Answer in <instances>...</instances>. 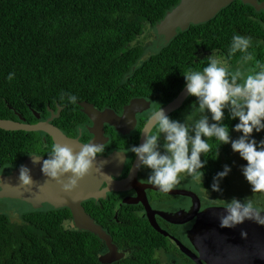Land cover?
<instances>
[{
    "label": "trees",
    "instance_id": "16d2710c",
    "mask_svg": "<svg viewBox=\"0 0 264 264\" xmlns=\"http://www.w3.org/2000/svg\"><path fill=\"white\" fill-rule=\"evenodd\" d=\"M179 1L0 0V118L17 120L19 113L26 122L35 123L38 119L32 108L44 119L49 107L64 108L57 120L82 115L78 103L65 101L60 105L61 92L76 94L79 101L100 109L121 108L134 96H154V90L156 93L162 87L160 77L169 84L159 95L164 104L174 97L169 95L170 89L178 92L185 86L183 73L190 68L202 70L213 50L235 70L243 53L229 57L228 49L238 26L249 31L256 28L257 38L249 51L256 61L264 63V24L245 26L243 19L244 13L259 16L264 11H255L242 2H233L211 20L181 30L142 61L148 56L142 37L149 30L158 35L156 24ZM256 61L245 65V71L259 70ZM10 72L16 74L12 81L6 79ZM195 99L190 96L187 105ZM238 122L225 120L230 127ZM42 136L41 132L0 128L1 167L38 150L43 145ZM254 136L258 141L264 139V131ZM209 143L212 151L205 157L208 164L203 185L211 190L213 177L223 170L222 162L231 145L219 148L215 139ZM91 207L97 222L111 227L114 241L135 249L116 264H156L154 250L165 244V237L148 221L136 218L112 226L108 209L104 216L100 205ZM72 220L67 208L27 211L21 224L0 212V264H104L99 257L102 239L93 232L78 230Z\"/></svg>",
    "mask_w": 264,
    "mask_h": 264
},
{
    "label": "clouds",
    "instance_id": "9594fccd",
    "mask_svg": "<svg viewBox=\"0 0 264 264\" xmlns=\"http://www.w3.org/2000/svg\"><path fill=\"white\" fill-rule=\"evenodd\" d=\"M252 45L251 36L235 33L231 37L228 56L243 53L235 70L227 59L213 50L202 70L190 68L183 73L188 95L196 98L190 114L181 121L170 117L163 107L150 112L148 125L143 131V143L119 152L125 158L128 153L134 154L137 171L149 170L147 183L168 192L187 177L203 182L208 164L205 157L212 151L209 141L215 139L219 148L230 144L232 151L247 162L241 166V172L252 193H264V139L258 141L254 136V133L264 131V63L256 61L254 53L249 51ZM252 61H256L259 70L246 72L244 66ZM15 75L10 72L6 79L12 81ZM79 99L76 94L61 92L60 105L63 106L65 101L76 105ZM226 119H238L239 122L230 127L225 123ZM78 128L83 130L85 125L79 124ZM233 131L240 135L233 138ZM81 145L80 150L75 151L67 144H54L47 159L32 154L33 164H41L46 178L57 181L64 192L71 193L91 174L97 157L105 151L104 143L92 141ZM219 148L215 159L219 157ZM103 167L100 165L96 171L112 180ZM231 171L232 167L225 164L223 170L213 177L211 190L222 193L221 182ZM109 179L104 182L109 183ZM19 180L23 186L31 187L34 183L31 169L22 165ZM204 201L207 209H224L219 217L222 228H235L246 220L264 226V200L248 196L243 199L233 197L229 201L205 195ZM242 236L246 237L247 233L242 232Z\"/></svg>",
    "mask_w": 264,
    "mask_h": 264
},
{
    "label": "flooded vegetation",
    "instance_id": "af4514ba",
    "mask_svg": "<svg viewBox=\"0 0 264 264\" xmlns=\"http://www.w3.org/2000/svg\"><path fill=\"white\" fill-rule=\"evenodd\" d=\"M234 2H242L244 5H250L245 4L242 0H234ZM257 2L261 4L264 3V0H257ZM250 6L255 11H264L257 10L253 5ZM248 10L250 9L245 8V11ZM237 19H239V17H237L236 20ZM243 19L245 26L246 24L250 26L264 24V15L262 14L257 16L253 13H244ZM180 31L181 30L178 29L177 34ZM250 31L248 28L240 29L238 26L237 32L256 39V28ZM146 40H151L153 44L145 48L144 52L148 56L142 57V61L160 50L159 48L162 46L163 41H165V43L167 42L164 35H154V37L148 36ZM257 61L260 60L258 59ZM173 78H175L174 75ZM160 81L162 87L156 91L157 94L154 90V96L151 97L134 96L128 101V103L122 105L121 108L107 106L100 109L91 102L79 101L78 104L81 102L90 103L93 104L99 112H106V118H102L100 120L98 119L97 122H94L93 119L85 113V107H82L80 104L79 109L83 113L82 115L78 114L75 119L66 121L57 120L60 117L59 116L55 117L50 122L54 126L58 127L68 137L78 139L82 143L91 142L96 137V133H94L93 129L98 126L102 135L101 142L105 144V151L99 157L114 158L113 165L104 169V171L107 169L106 174L112 176V182L124 180L128 177L134 178L133 183L121 191L113 190L105 192V187H109V185L107 182L105 183L103 181L100 188L102 192L98 199L91 198L82 202L86 212L95 220L96 223L100 224L111 237V245L107 244L106 241L102 239L103 246L99 257H103L102 260H100L104 264H116L125 259L128 255H131L135 249L133 250V247L130 244L122 245L119 242L114 241L111 236V227L97 222L96 218L89 211L92 208V205H100L102 208H99V210L104 216L107 214V209L109 210L111 216L108 219V222L109 225L112 226H114V224L123 225L125 223H129L131 222L130 220L136 218H141L144 220V223L145 221H148L151 225L149 216L154 217L158 226L161 228L160 230H163L165 234L154 229L152 225L151 227L165 237L166 241H164L165 244L163 246L157 247L154 250V260L156 261V264H177L178 261L180 264H224L226 259L222 258L227 256V253L224 250H220L219 252L209 251L210 246L218 242L219 230H222L223 228L221 229L220 226V215L216 214V212L210 213V209H207L204 201L205 194L197 192L192 187L190 182L187 185V182L184 179L181 181L179 186L173 188L185 190L184 194H176L173 191L171 193L162 192L157 186L147 183L146 179L149 170H136V161L133 153H128L127 158H125L123 154L119 153L128 146L140 144L143 128L148 122L149 113L155 109L158 110L160 107L166 106L175 97H177L181 90L185 87L184 86L178 92L176 89H170L169 95H173L174 97L162 104L163 100L159 99V95L162 92H166L169 84L166 83L162 77H160ZM133 100H135V102L132 105ZM188 100L189 98L186 99L184 104L178 110H175L169 114V116H179L182 114L183 110L186 109ZM133 108H135L134 116L131 114ZM57 109H54V111L57 112ZM63 109L64 108L62 107V111ZM50 116L51 113L49 111V114L41 120L46 121ZM111 118H116L121 122V130L109 122V119ZM79 124H84L85 128L83 130L79 129ZM152 131H155V129ZM41 133H43V145L39 146L40 148L38 150L23 157L17 163L9 164L6 167H1L0 165V173L10 174L11 171L18 169L22 165L25 158L32 156V154L42 156L47 159V153L51 150L55 143L49 134L44 132ZM44 138H46V140ZM183 183H185L186 186H184ZM209 192H212V190H209ZM102 194H105V196H102ZM206 195H208V193H206ZM15 199L27 203L30 206L27 211L60 210L63 208L69 209L68 207H55L48 202L44 203L40 208H35L29 202L18 198ZM71 224L77 228L73 220ZM245 224L248 225L247 228H253L256 235H252L250 237V235L246 232L247 236H242V232L245 231L243 230V227L240 226L237 227V230L235 231L239 235L238 237L245 240V243L250 244L251 242L253 244L254 242L256 250L257 247H259V250L264 249L262 245V243H264V226L258 225L253 221H246ZM258 233H261L262 236L257 237ZM258 239L260 243H258ZM231 254L235 255L233 251H231ZM261 256H264L263 252ZM230 260L234 263L236 258H230Z\"/></svg>",
    "mask_w": 264,
    "mask_h": 264
},
{
    "label": "water",
    "instance_id": "95a60500",
    "mask_svg": "<svg viewBox=\"0 0 264 264\" xmlns=\"http://www.w3.org/2000/svg\"><path fill=\"white\" fill-rule=\"evenodd\" d=\"M242 1L245 4L253 5L257 10H264V3L259 4L257 0ZM232 2H234V0H180L179 3L173 9L168 11L165 17L158 24H156L158 35H164L165 40L169 42L176 36L178 29L185 31L191 24L197 25L205 23L215 17L220 10ZM189 97L190 96L184 87L179 95L164 106L163 109L169 115L175 110H178ZM134 102L135 100L132 101V105ZM79 104L82 107H85V113H87L94 122H97L98 119L100 120L102 118H106V112H99L93 104L86 102H81ZM134 110L135 108L132 109V116H134ZM49 111L51 116L48 120L44 121L41 120V114L32 108L34 116L39 120L36 123L26 122V119L19 113L17 120L0 118V128L9 131L24 130L27 132H44L53 138L55 144H67L75 151H79L82 147L81 144L83 143L78 139L68 137L58 127L54 126L50 122L55 117H59L61 115L62 107H58L57 112L49 107ZM109 122L121 130V122L118 119L111 118L109 119ZM147 125L148 122L145 127ZM148 127L150 128L151 125ZM93 131L96 133V137L92 140L93 143H102V135L98 126L93 129ZM144 135H146V133ZM44 139L46 140V138ZM143 140L144 136L142 132L140 144L143 143ZM42 159L45 158L42 157ZM97 159V164L94 166L91 174L80 181L79 187L75 191L68 193L62 190L61 185L57 183V181L46 178L43 175L41 171V164H33V156L27 157L23 160L22 165L31 169V176L34 181L33 185L31 187H25L21 184L19 175L20 167L22 165L18 169L11 171L10 174L0 173V181H3L0 183V198H18L31 203L35 208H40L47 202L51 203L55 207H68L71 210L73 221L79 230L93 232L101 239L105 240L107 244L111 245V237L107 234L106 230L100 224L96 223L95 220L86 212L82 204V202L87 199H98L102 192L100 188L103 181L109 179L108 177L98 173L96 168L100 165H104V171L106 167L113 165L114 158H104L98 156ZM106 171L107 169L104 172L106 173ZM133 181L134 178L132 177L114 182L109 179V187H105V192L124 190L129 187ZM172 191L176 194L185 193V190L183 189H171L168 192L171 193ZM102 196H105V194H102ZM209 209L210 213L216 212L218 215L224 212V209L221 207ZM149 219L154 229L165 234L163 230H160L161 228L158 226L154 217L149 216ZM245 222L235 228L222 229L221 227L222 230H219L218 233V242L210 246L209 251L219 252L220 250H224L227 253V256L222 258L226 259L224 264H264V256H261L262 252L264 253V249L259 250V247H257L256 250L254 242L253 244L250 242L251 245L249 243H245L246 241L241 239V237H238L239 235L235 232L237 227L241 226L243 227V230L250 235V237L252 235L255 236V230L253 228H247L248 225H246ZM259 236H262V234L258 233L257 237ZM257 241L260 243L259 239ZM262 245L264 247V243H262ZM231 251H233L235 255H232ZM102 258L103 257L100 259L102 260ZM230 258H236V261L233 263Z\"/></svg>",
    "mask_w": 264,
    "mask_h": 264
},
{
    "label": "rangeland",
    "instance_id": "374dc122",
    "mask_svg": "<svg viewBox=\"0 0 264 264\" xmlns=\"http://www.w3.org/2000/svg\"><path fill=\"white\" fill-rule=\"evenodd\" d=\"M151 32L152 31L149 30L147 34L142 37L143 45L146 47L153 44L151 40H146L148 36L154 37L153 33ZM191 111V105L188 104L186 109L183 110L182 114L175 116L174 119L183 121L185 116L190 114ZM238 136L239 134L234 133L233 138H237ZM225 164L230 165L232 167V171L222 181V193L214 191L208 193L207 189H205L206 187L203 185L204 177L203 182H195L190 177H187L184 180L187 182V185L190 182L192 187L197 192L205 195L208 193L212 199H225L230 201L233 197L243 199L248 196H254L257 200H264V193H252L250 184L246 181L241 172V166L245 165L246 161L240 158L238 153H234L231 149V146L228 156H224L222 162L223 167ZM179 184H181V182ZM179 184L177 186H179ZM183 185L186 186L185 183H183ZM29 208L30 206L23 201L11 198H0V212L8 214L14 222L21 224L23 222V215L27 212V210H29ZM67 225L71 226V224ZM163 241H165V239ZM177 264H180L179 261Z\"/></svg>",
    "mask_w": 264,
    "mask_h": 264
}]
</instances>
